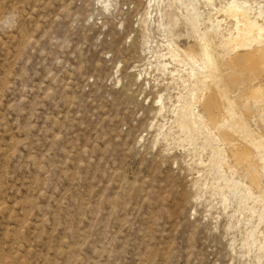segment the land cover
<instances>
[{
	"label": "rangeland",
	"instance_id": "374dc122",
	"mask_svg": "<svg viewBox=\"0 0 264 264\" xmlns=\"http://www.w3.org/2000/svg\"><path fill=\"white\" fill-rule=\"evenodd\" d=\"M196 3L0 0V264H264L263 203L174 123Z\"/></svg>",
	"mask_w": 264,
	"mask_h": 264
},
{
	"label": "bare ground",
	"instance_id": "6f19581e",
	"mask_svg": "<svg viewBox=\"0 0 264 264\" xmlns=\"http://www.w3.org/2000/svg\"><path fill=\"white\" fill-rule=\"evenodd\" d=\"M179 1L192 11L197 4ZM204 2L215 11L211 26L201 32L190 20L194 44L170 42L171 61L162 63L166 70L177 63L186 74L174 123L181 134L202 138L211 152L207 166L231 192L263 203L264 220V7L256 0Z\"/></svg>",
	"mask_w": 264,
	"mask_h": 264
}]
</instances>
